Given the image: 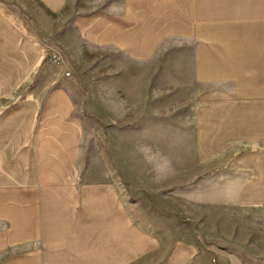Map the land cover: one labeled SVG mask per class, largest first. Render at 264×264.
<instances>
[{"label": "crops", "instance_id": "crops-1", "mask_svg": "<svg viewBox=\"0 0 264 264\" xmlns=\"http://www.w3.org/2000/svg\"><path fill=\"white\" fill-rule=\"evenodd\" d=\"M221 1L25 0L46 17L72 18L85 43L78 48L93 55L85 73H74L78 87L59 73L44 88L18 92L38 99L28 102L30 116L21 108L27 101L18 103L15 147L9 155L0 152V264H223L229 258L252 264L241 259L264 258V0ZM216 15L223 17L222 44H215ZM179 38L194 39L187 61L193 89L176 86L175 127L183 129V109L194 119L187 127L195 120L221 125L222 160L239 162L229 175L240 177L238 192L253 194L238 202L237 241L167 244L136 226L111 173L86 167L88 160L113 159L107 146L117 137L119 113L133 122L152 107L166 112V95L151 93L149 68L157 50ZM120 64L138 69L131 88H119L120 76H127ZM89 98L93 108L83 101ZM92 144L104 152L88 157ZM209 152L203 160L217 159Z\"/></svg>", "mask_w": 264, "mask_h": 264}, {"label": "rangeland", "instance_id": "rangeland-1", "mask_svg": "<svg viewBox=\"0 0 264 264\" xmlns=\"http://www.w3.org/2000/svg\"><path fill=\"white\" fill-rule=\"evenodd\" d=\"M215 2L222 3L221 0ZM218 11L221 13V10L216 13ZM213 19L215 44H222L226 39L223 17L216 15ZM71 21L72 18L46 17L39 7L34 8L25 0H0V152L9 155L15 147L18 103L27 101L28 105L21 108L23 117L30 116L28 102L38 99L24 96L26 91L46 87L47 79L59 73L75 83L74 73L86 72V59L93 54L78 48L85 43L80 42L77 25ZM172 41L157 50L158 59L149 68L151 93L157 97L166 95V112H162V107L160 110L158 106L152 107L150 113H136L133 122L125 119L130 114L119 113L117 137L113 138L112 146H107L111 152L108 155L113 159L88 160L86 167L91 171L101 170L104 175L111 173L136 226L167 244L182 239H197L208 244L212 239L221 242L219 237L237 241L238 202L253 194L236 190L240 177L235 172L229 175L228 170L239 162L222 160L220 124L215 123L214 127V123L195 120L194 128L187 127L194 119H191L190 110L183 109L179 116L183 129L175 127L176 86L183 85L184 91L193 89L187 61L194 39ZM18 44L25 45L19 50ZM36 54L38 59L34 60ZM18 58L22 65L18 64ZM119 68L120 74H127L120 76V89L131 88L137 83L133 80L135 75L132 76L138 72L137 67L120 64ZM75 85L78 87V83ZM19 91L24 92L23 96H18ZM157 97L154 103L158 104L159 100L162 103ZM83 101L93 108L90 98ZM85 122L87 126L94 125L93 121ZM208 149H213L217 159L203 160L210 153ZM87 152L88 157H94L104 151L92 144ZM233 189L235 191H231ZM231 252L238 255L239 249L231 247ZM241 260L264 264V258L244 257ZM235 261L237 258H229L223 264H237Z\"/></svg>", "mask_w": 264, "mask_h": 264}, {"label": "built area", "instance_id": "built-area-1", "mask_svg": "<svg viewBox=\"0 0 264 264\" xmlns=\"http://www.w3.org/2000/svg\"><path fill=\"white\" fill-rule=\"evenodd\" d=\"M66 73V75H68V72H65Z\"/></svg>", "mask_w": 264, "mask_h": 264}]
</instances>
